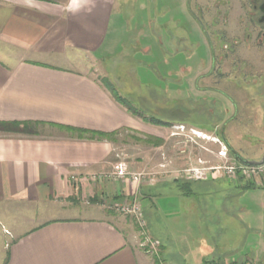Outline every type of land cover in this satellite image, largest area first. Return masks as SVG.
<instances>
[{
  "label": "crops",
  "instance_id": "1",
  "mask_svg": "<svg viewBox=\"0 0 264 264\" xmlns=\"http://www.w3.org/2000/svg\"><path fill=\"white\" fill-rule=\"evenodd\" d=\"M143 1L139 7L152 4ZM121 2L0 0V123L23 128L0 133V264H152L154 259L139 246L134 222L111 218L100 202L115 204L132 197L139 200L150 233L161 244L164 263L203 264L211 261L206 254L211 250L192 246L189 238L197 236L198 224L205 226L207 205H226L211 200V189L234 188L237 194L252 190L215 178L184 185L174 175L149 183L89 179L109 169L116 155L113 140L121 131L148 128L151 136L167 139V131L159 137L164 127L136 120L98 78L101 74L108 79L110 58L122 63L121 55L136 50L153 55L163 50L157 59L169 67L165 47L174 38L166 32L159 35L161 25H152V18L143 22L145 31L138 21L129 25ZM132 43L133 50L123 54ZM79 57L89 61L86 68L76 67ZM99 62L100 74L93 67ZM180 70L182 66L177 76ZM171 74L168 69L166 75ZM165 91L173 99H187L180 88L166 86ZM154 97L140 95L137 101L150 103ZM253 190L264 192V185ZM236 209L232 240L234 252L240 253L224 261L244 264L252 261L250 256L264 264V198L253 209ZM248 233L258 239L245 250Z\"/></svg>",
  "mask_w": 264,
  "mask_h": 264
},
{
  "label": "rangeland",
  "instance_id": "2",
  "mask_svg": "<svg viewBox=\"0 0 264 264\" xmlns=\"http://www.w3.org/2000/svg\"><path fill=\"white\" fill-rule=\"evenodd\" d=\"M39 1L49 4L66 2ZM135 2L136 0H122V7L120 5L124 11L122 15L125 20L128 19L129 25L138 21L140 28L145 31L143 22L152 18V25H161L158 26L161 28H157L159 35L166 32L170 39L174 38V42L165 47V62L169 67L163 66L157 59L160 55L163 56V50L156 49L154 55L140 50L128 56L121 55L124 60L122 63L120 58H110L105 70L118 93L127 97L148 116L170 123L167 129L164 127L158 130L159 137L166 135L167 131V139L151 136L148 128H142L140 131H121L113 140L116 150V155L112 156L113 163L108 170L90 175L89 179L95 183L110 180L149 183L174 175L176 180H188L185 171L201 167L210 169L230 166L238 162L234 160V155L247 160H260L264 155V39L262 43L257 42L258 29L251 19L253 15L248 9V2L151 0V6L143 5L144 8L139 7L144 4L143 0L136 2L137 6L133 4ZM130 16L131 19L128 18ZM130 35L133 36L134 33ZM178 35L182 36V41H178ZM247 35H250V38ZM144 38L145 36L137 43L138 47L144 43ZM133 47V43L125 46L123 54L127 50L132 51ZM86 63L89 61L79 57V65L76 67L86 68ZM181 66L184 71L180 70L177 76L176 72ZM93 67L99 74L102 73L100 62ZM168 69L175 74L166 75ZM98 78L103 77L100 74ZM166 86L173 90L182 89L183 98L187 99L171 98L170 93L165 91ZM140 95L144 98L156 96L150 103L145 100L140 103L137 101V96ZM135 119L138 120L137 117ZM177 123L184 126L172 125ZM193 128L206 132V136L199 133L200 138L197 137ZM222 139L230 146L231 151ZM222 152L226 153L224 157L220 156ZM119 164H122L125 173L123 177L118 175ZM210 178L224 182L234 179L227 174L209 170L206 179L202 181ZM234 180L239 183L237 179ZM252 180L249 181L256 186L264 185L263 178ZM239 193L237 194L234 188L227 192H223L221 188L211 189V200L214 197L219 203L225 202V209L223 210L222 204L216 209L207 205L210 211L203 221L205 226L198 224L195 229L197 236L189 238L192 246L200 244L206 246L207 251L213 250L211 254V251L206 253L209 260L214 257L238 256L240 252H234L232 240L233 225L236 224L233 220V208L243 206L253 209L264 198L263 191L252 189ZM100 202L111 218L126 217L132 220L141 238L146 237L158 242L157 257L162 264H166L162 257L161 244L151 235L139 200L132 197L115 204L106 200ZM135 202L141 208L145 228H140L134 217L117 210L115 206ZM252 236L254 235L250 233L245 236V250L256 245L254 241L258 238ZM150 258L153 260L151 256ZM247 258L252 259L254 264L260 263L250 256ZM190 259H187L186 263ZM226 264H229V261Z\"/></svg>",
  "mask_w": 264,
  "mask_h": 264
},
{
  "label": "built area",
  "instance_id": "3",
  "mask_svg": "<svg viewBox=\"0 0 264 264\" xmlns=\"http://www.w3.org/2000/svg\"><path fill=\"white\" fill-rule=\"evenodd\" d=\"M225 155H226L225 152L220 153V156H222V157H224ZM122 168H123L122 164H119V167H118V169L120 170V171H118L119 177L125 176V173H124ZM209 170L210 171H216L218 173L227 174L228 176L233 177L234 179H237L238 176H241L247 180L253 179L254 181H256L260 178L264 179V165L259 166V167H246V166L242 165L241 163H234L233 165H230V166L214 167V168H210V169H205L202 167L201 168H195V169H190L188 171H185V173L187 174L186 175L187 178L190 180L202 181V180L206 179V175H207V172ZM101 177H103V176H101ZM112 204H114V203H112ZM115 206H116L117 210L123 212L126 215H130V216L134 217L140 228H145V222L143 220V215H142V211H141L139 204H137L135 202V204L132 203V204H122V205H115ZM158 245H159L158 242L152 241L146 237H142L140 244H139L140 248H144L143 250L145 251V253L150 254V256L154 259L152 264H162L160 262V260L158 259L157 253H156V249H157ZM244 264H254V263L245 262Z\"/></svg>",
  "mask_w": 264,
  "mask_h": 264
},
{
  "label": "trees",
  "instance_id": "4",
  "mask_svg": "<svg viewBox=\"0 0 264 264\" xmlns=\"http://www.w3.org/2000/svg\"><path fill=\"white\" fill-rule=\"evenodd\" d=\"M101 84L105 87V89L112 95L113 99L120 104L121 106H123L126 111L131 114L134 117H137L138 119L142 120L143 122L147 123V124H151L154 126H159V127H168L170 125V123L165 122V121H161L158 119H155L153 117L148 116V114L143 113L141 110H139L140 108L138 106H134L127 97L123 96L122 94L118 93V91L116 90V88L112 85V83L107 79V78H101L100 79ZM150 115V114H149ZM20 125L18 123H10V124H2L0 123V133L1 132H7V131H21L22 129H19ZM98 134V133H97ZM98 136H100V138H110L112 136V134H102L99 133ZM223 140V139H222ZM224 141V140H223ZM225 142V141H224ZM226 144V142H225ZM227 148L231 151V148L228 144H226ZM234 160L235 159V155H234ZM238 161V160H237ZM237 163H240L239 161ZM238 182L241 184L243 190L245 189H254L256 184L246 180L245 178L238 176L237 177ZM180 181H184V185H189V182L192 181L190 179H182ZM235 180L232 179L231 182H234ZM236 182V181H235ZM224 258L227 257H217L215 260H211V261H204L203 264H226V262L224 261ZM229 264H237L235 262L233 263H229Z\"/></svg>",
  "mask_w": 264,
  "mask_h": 264
},
{
  "label": "flooded vegetation",
  "instance_id": "5",
  "mask_svg": "<svg viewBox=\"0 0 264 264\" xmlns=\"http://www.w3.org/2000/svg\"><path fill=\"white\" fill-rule=\"evenodd\" d=\"M248 2V9L252 13L251 18L255 28L258 29L257 42L262 43L264 39V0H246ZM250 38V35H247ZM260 37V39H259ZM206 136V135H205Z\"/></svg>",
  "mask_w": 264,
  "mask_h": 264
},
{
  "label": "water",
  "instance_id": "6",
  "mask_svg": "<svg viewBox=\"0 0 264 264\" xmlns=\"http://www.w3.org/2000/svg\"><path fill=\"white\" fill-rule=\"evenodd\" d=\"M235 159H237L242 165L246 166V167H259V166H263L264 165V155L263 157L258 160H247L244 159L238 155H235Z\"/></svg>",
  "mask_w": 264,
  "mask_h": 264
},
{
  "label": "bare ground",
  "instance_id": "7",
  "mask_svg": "<svg viewBox=\"0 0 264 264\" xmlns=\"http://www.w3.org/2000/svg\"><path fill=\"white\" fill-rule=\"evenodd\" d=\"M194 135H197V137H199V138H200V135H199V133H194Z\"/></svg>",
  "mask_w": 264,
  "mask_h": 264
}]
</instances>
